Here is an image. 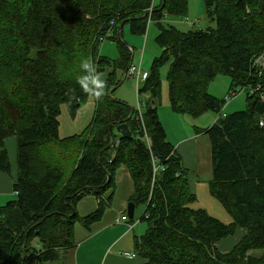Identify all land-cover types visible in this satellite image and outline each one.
I'll return each instance as SVG.
<instances>
[{
  "label": "trees",
  "instance_id": "obj_1",
  "mask_svg": "<svg viewBox=\"0 0 264 264\" xmlns=\"http://www.w3.org/2000/svg\"><path fill=\"white\" fill-rule=\"evenodd\" d=\"M204 5L216 26L182 32L165 21L185 16L188 0H0V171L11 173L6 141L13 136L18 160L17 198L0 207V264L62 260L76 245V225L90 231L104 218L121 167L134 183L129 202L144 207L147 228L134 247L143 264H264V65L257 63L264 58V0ZM149 22L158 25L163 54L149 73L141 70L145 110H137L114 98L123 82L119 73L127 80L133 67L122 24L144 34ZM106 40L117 43V61L100 54ZM85 60L105 75L104 95L96 98L91 126L63 140L62 106L76 115L90 96L80 84ZM166 66L175 113L218 115L206 131L210 190L231 214L230 224L191 208L196 194L189 170L159 115ZM219 75L231 80L228 95L246 94L247 110L223 112L225 99L207 91ZM120 124L132 136H120ZM90 196L97 208L82 217L78 205ZM239 228L241 240L221 251L219 242Z\"/></svg>",
  "mask_w": 264,
  "mask_h": 264
},
{
  "label": "rangeland",
  "instance_id": "obj_2",
  "mask_svg": "<svg viewBox=\"0 0 264 264\" xmlns=\"http://www.w3.org/2000/svg\"><path fill=\"white\" fill-rule=\"evenodd\" d=\"M188 13L184 16H171L166 19V25H171L172 28H176L182 32H188L191 29H207V27H215L214 23H210L207 11L205 9L204 0H188ZM129 24L124 25L122 39L133 53L132 66L140 68L143 72L149 73L152 63L156 57L163 54V50L157 43V36L159 34L158 25L154 22H149L144 34L133 33ZM100 54L111 60L117 61L120 56L117 43L106 40L100 47ZM109 69L104 70L107 74ZM168 66L162 68V103H160L159 114L161 117V123L164 125L168 140L179 147V142L185 140L186 142L192 141L189 149L185 151L189 154L186 157V165L190 173L192 189L196 194V201L191 206L192 209H203L207 211L212 217L219 219L225 224H230L233 219L223 205L217 201V199L211 194L210 182L213 178L212 171V152L211 141L209 135L206 133L211 126L216 122L218 115L213 112H205L198 115L189 114H177L174 112L171 103L169 102V89L167 82ZM119 80L123 81L120 86L114 91V98L121 100L139 110L140 102L145 101V97L139 96L138 89L142 85L137 86V80L132 76H129L127 80H124V74L122 72L118 75ZM100 79L103 82L106 80L105 75H100ZM231 80L224 76L219 75L210 83L207 88L209 94L217 97L218 99H224L229 93V87ZM237 89V88H236ZM239 90V89H237ZM96 97L88 96L80 103L79 111L76 115H72L69 112L67 105L62 106L61 114L59 115L60 122V138L67 139L75 135L83 134L94 118V111L96 107ZM144 110L145 107L141 106ZM248 100L244 92H240L233 96L232 101L226 103L223 112L225 114H231L237 111H243L248 109ZM185 142V143H186ZM17 141L16 137L9 138L6 142V148L10 156V164L15 163V169L18 168L17 154H16ZM15 152V158L14 154ZM181 156V151H179ZM16 160V162H15ZM191 162L188 163V162ZM189 164V165H188ZM3 173V172H2ZM11 182V191L8 193L0 192V199H5L6 205L9 201L15 200L14 192V173H3ZM3 205V206H4ZM109 210V208H108ZM141 211V210H140ZM141 212L138 213L137 218L140 217ZM135 220V219H134ZM128 223H133L129 220ZM138 224V223H137ZM145 228L146 223L141 222ZM79 226V223L77 225ZM245 231L239 229L234 235L219 242V249L223 252L229 251L244 235ZM36 246H39L36 244ZM254 255H260L261 251H253ZM67 254V253H66ZM63 255L62 260L58 261L59 264H65ZM54 264V263H48Z\"/></svg>",
  "mask_w": 264,
  "mask_h": 264
},
{
  "label": "crops",
  "instance_id": "obj_3",
  "mask_svg": "<svg viewBox=\"0 0 264 264\" xmlns=\"http://www.w3.org/2000/svg\"><path fill=\"white\" fill-rule=\"evenodd\" d=\"M141 106L142 104L140 103L139 109L141 108ZM185 142V140H181L179 142V147L176 149L178 153L179 151H181V158L183 160L184 167L187 168L186 157L189 154L190 150L188 153H186L185 150L187 148L189 149L192 141L186 143ZM13 154L15 158V152H13ZM188 163L191 164L190 161ZM14 167L15 163L12 164L11 169L12 173H14L15 183L18 178V169H15L16 167ZM12 183L13 182H11L0 171V192H10ZM116 185L117 188L114 200L112 202V205H110L109 210H107L104 218L101 219L102 221L94 224L90 231H87V229L81 226V224H79L80 227H77L78 224L76 225V245L67 252L64 258V260H66L65 264H143L142 259H138L137 257L131 259L124 256L122 253L134 254L135 237L142 236L146 231L147 226H145L144 228L143 225H140L144 207H136L135 222L131 224L128 222H122L118 224L116 222L118 219H121L125 214H127V205L134 191L133 180L130 173L125 167H121L116 173ZM5 202V199H0V207L3 206ZM97 205L98 203L94 197H87L78 205V213L80 216L85 217L95 212ZM140 212L141 215L137 218V215ZM54 264L59 263L54 262Z\"/></svg>",
  "mask_w": 264,
  "mask_h": 264
},
{
  "label": "clouds",
  "instance_id": "obj_4",
  "mask_svg": "<svg viewBox=\"0 0 264 264\" xmlns=\"http://www.w3.org/2000/svg\"><path fill=\"white\" fill-rule=\"evenodd\" d=\"M85 75L81 76L80 84L83 90L97 99L104 95V82L91 60H85L81 65Z\"/></svg>",
  "mask_w": 264,
  "mask_h": 264
},
{
  "label": "built area",
  "instance_id": "obj_5",
  "mask_svg": "<svg viewBox=\"0 0 264 264\" xmlns=\"http://www.w3.org/2000/svg\"><path fill=\"white\" fill-rule=\"evenodd\" d=\"M257 63L259 65H264V58H261L257 61ZM130 75L133 76L136 80H137V86H139L140 82L145 79L147 77V74L146 73H143L141 71L140 68L136 67V66H133L131 69H130ZM233 96L235 95H227L224 99L227 103H229L230 101H232V98ZM264 98V96H263ZM141 109V108H140ZM261 125H263V123H261ZM118 224L122 223V222H129V218H128V215L125 214L124 217H122L121 219H118L116 221ZM124 256L126 257H129L131 259L135 258V254H132V253H122ZM24 264H30L29 262L25 261Z\"/></svg>",
  "mask_w": 264,
  "mask_h": 264
},
{
  "label": "water",
  "instance_id": "obj_6",
  "mask_svg": "<svg viewBox=\"0 0 264 264\" xmlns=\"http://www.w3.org/2000/svg\"><path fill=\"white\" fill-rule=\"evenodd\" d=\"M124 27V24H122V28ZM113 93V91H112ZM132 117V115H131ZM130 117V119H131ZM132 129H135V124L132 123ZM111 133H113V125L110 127ZM116 131L118 134L122 137H130L132 136L131 128L127 124H120ZM110 180V177H109ZM135 211H136V205L133 202H129L127 205V215L130 221H133L135 219Z\"/></svg>",
  "mask_w": 264,
  "mask_h": 264
},
{
  "label": "bare ground",
  "instance_id": "obj_7",
  "mask_svg": "<svg viewBox=\"0 0 264 264\" xmlns=\"http://www.w3.org/2000/svg\"><path fill=\"white\" fill-rule=\"evenodd\" d=\"M37 264V263H36Z\"/></svg>",
  "mask_w": 264,
  "mask_h": 264
}]
</instances>
